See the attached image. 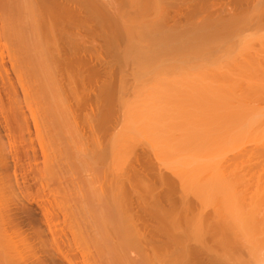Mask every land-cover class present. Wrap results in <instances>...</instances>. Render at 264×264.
I'll return each mask as SVG.
<instances>
[{"label": "bare ground", "instance_id": "1", "mask_svg": "<svg viewBox=\"0 0 264 264\" xmlns=\"http://www.w3.org/2000/svg\"><path fill=\"white\" fill-rule=\"evenodd\" d=\"M216 1L0 0V38L19 60L30 101L42 105L49 131L57 130L65 163L95 172L79 188L75 216L81 234L95 233L86 251L93 246L117 264H264L261 203L245 208L238 195H226L245 179L226 170L228 153H237L236 166L264 158L258 105L264 102L258 88L264 85V0H222L219 8ZM95 41L108 58L104 64L97 47H89ZM101 69L109 79L105 104L85 114L78 88ZM128 75L132 100L124 97ZM238 87L254 91V106L241 100L234 107ZM9 119L17 159L16 119ZM138 146L158 166L194 171L153 173L152 158ZM45 163L48 171L47 156ZM127 164L135 169L133 181L118 172ZM98 165L109 173L97 172ZM7 179L0 173V264H28L34 244L4 212L3 193L12 196L14 189ZM189 190L201 200L199 209L188 202ZM209 198L217 202L210 212ZM45 215L53 229L55 216Z\"/></svg>", "mask_w": 264, "mask_h": 264}, {"label": "rangeland", "instance_id": "2", "mask_svg": "<svg viewBox=\"0 0 264 264\" xmlns=\"http://www.w3.org/2000/svg\"><path fill=\"white\" fill-rule=\"evenodd\" d=\"M218 8L225 2L216 1ZM226 17V13H224ZM182 24L185 21H181ZM3 24L0 21V33ZM97 47V55L100 52L97 61L104 64L108 61L105 53L102 51V44L98 41L93 42L89 47ZM19 60L13 56L7 43L3 38H0V106L4 109V114L0 113V173H5L9 176L7 179L14 189L3 193L4 212L8 211L7 215L14 220L16 225H19L21 232L25 237L31 240L34 244L36 257L32 256L28 259V264H70L66 256L70 257L72 264H117L115 260L108 259L106 255L97 256L96 249L91 246L90 250L84 249V243L88 242L92 245V238L95 233L91 230V236L84 232L81 234L76 228L75 216L79 210L78 198L80 189H86L83 184H87L85 176L89 177L95 173L94 171L83 172L76 168H71L65 163V158L62 151V142L56 140L57 130L49 131V127L44 122V111L40 103L31 102L28 97V91L25 85L20 82L18 69ZM115 77V74H114ZM116 74V80H118ZM130 82L125 88L124 97L126 100H132L131 77L128 75ZM108 77L104 70L101 69L100 74L93 79H86L78 88V99L83 98L82 109L85 114L91 111L97 112L100 107L105 104V88L108 83ZM118 83L116 82L117 96ZM107 87H111L107 86ZM247 86L244 87L246 89ZM260 91H264V85H259ZM104 94V95H103ZM112 95V90L110 97ZM254 91L244 92L240 87L236 89L233 102L235 108H239L240 101H247L251 106L255 105ZM109 99V98H108ZM111 100L112 97L110 98ZM240 102V103H239ZM257 104V103H256ZM259 107L264 115V102H260ZM36 114L38 120L34 119ZM15 118L11 122V126L15 129L17 143L15 151L18 152L17 159H14L10 152V143L8 137V129L6 128L5 119ZM57 142V143H56ZM254 148L253 144H247L246 148L251 151ZM138 151L144 156L152 158V165L156 172L173 175V172L180 173L186 177L191 175L194 167L178 166L176 169L171 166H158L153 158V155L148 153L147 148L138 146ZM16 152V153H17ZM46 152V155L44 156ZM146 153V154H145ZM48 157L49 168L46 171L45 158ZM237 153L230 152L227 154L229 160L226 170H238L239 174L245 177L241 183H233V189L226 193L227 197L239 196L245 208H251L252 204H259V218L264 221V158L254 159L252 162L246 160L236 166L234 164ZM150 165V166H152ZM137 170H142V166H137ZM138 167V168H137ZM95 170L103 174L109 173V167L105 169L101 165L95 166ZM103 170V171H102ZM134 170V171H133ZM85 171V170H84ZM118 172H126L123 180L136 178L134 176L135 169L128 164ZM99 175V174H98ZM16 180H19L20 187H16ZM41 182L46 186L43 190ZM258 192V196H257ZM188 202L194 206H198L201 200H197L193 196V191L189 190ZM11 199L7 201V196ZM221 198V196H218ZM262 197V199H260ZM6 201V202H5ZM208 199L207 211L210 212L217 202ZM49 211L55 216V224L52 229L51 224L46 218L45 211ZM56 231L61 245L57 247L54 244V233ZM76 229V230H75ZM39 234L40 239H37ZM93 236V237H92ZM264 240V237H261ZM34 242V243H33ZM36 246L38 248L36 249ZM109 249H106L108 252ZM65 253L62 255L61 252ZM240 257L247 260L246 251L242 250L238 253ZM132 258L138 260V255H132Z\"/></svg>", "mask_w": 264, "mask_h": 264}]
</instances>
